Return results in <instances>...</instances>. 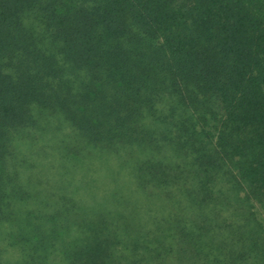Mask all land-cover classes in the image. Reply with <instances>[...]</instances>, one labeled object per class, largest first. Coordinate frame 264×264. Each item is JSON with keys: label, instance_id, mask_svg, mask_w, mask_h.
Segmentation results:
<instances>
[{"label": "trees", "instance_id": "1", "mask_svg": "<svg viewBox=\"0 0 264 264\" xmlns=\"http://www.w3.org/2000/svg\"><path fill=\"white\" fill-rule=\"evenodd\" d=\"M47 116L73 129L66 156L145 152L130 163V195L177 214L165 235L131 237L156 242L153 261L182 263L183 252L193 264H264V228L249 210L264 211V0H0V222L39 198L21 181L14 141ZM163 150L177 159L151 155ZM107 196L117 198L95 213L55 193L33 209L89 229L65 251L72 264H119L106 236L125 227L108 219L128 197Z\"/></svg>", "mask_w": 264, "mask_h": 264}, {"label": "rangeland", "instance_id": "2", "mask_svg": "<svg viewBox=\"0 0 264 264\" xmlns=\"http://www.w3.org/2000/svg\"><path fill=\"white\" fill-rule=\"evenodd\" d=\"M73 137V129L67 122L56 116H47L41 121L39 128H33L27 136L14 141L20 159H23L20 170L21 181L26 189L34 194L39 192L40 195L39 198L34 195L24 201H16L14 204L16 214L0 222V264H72V256L67 255L65 251L71 247L74 249L85 240L84 237L90 234L89 229L73 224L70 228L68 227L69 229L64 230V227L61 228L59 224L57 226L55 221L37 214L33 209L35 206L39 207L38 202L41 197L42 200H46L50 198V194L55 193L71 196L78 205L95 213L104 208L99 203L107 202L109 199L112 202V199L117 198L107 196L108 192L115 188L121 190L128 200L120 201L123 210L121 215H117L118 210H115L113 214L117 216H111L108 219L112 225L118 226L119 230L120 225L125 227V230L120 232L114 230V235L106 236L108 239H115L113 243L110 241V246L107 247L111 255L119 264H161L160 259H158L159 263L157 260L153 261L148 251L156 245L153 239L138 240L137 244L131 238L140 236L139 234L144 231H148L149 237L159 238L162 232L165 235L171 230L175 223L171 214L177 215L175 205L169 202L162 205L157 200L140 203L135 200L138 198L130 195L129 188L133 186L129 177L130 163L138 156L144 158L145 152H138V149L134 147L132 155L125 154L121 149L111 151L94 149L88 153L90 148L85 150L81 159H76L66 156L64 149V144L72 142ZM126 150L129 149L126 148ZM151 155L154 158H163L164 161L167 156L166 159L170 156L172 159H177L165 150L160 154L152 152ZM218 181L219 187L224 189L230 187L229 182L223 179ZM169 188L174 201L177 202L179 199L184 205L185 200L177 187L169 186ZM235 202L234 205H236ZM116 206L112 205L114 209L118 208ZM148 206L150 209L147 208ZM189 210L191 208L185 206L183 212L189 215ZM249 210L253 211L255 222L264 228L262 208L254 204ZM156 224L159 229L155 228ZM29 229H32V232L24 239L23 233ZM39 232L49 233L50 237L39 236ZM121 232H123L122 235H120ZM124 233L126 235H123ZM36 235L45 240L37 248L36 243L40 241ZM55 235L56 238H52ZM132 242L136 244L135 247ZM178 254L182 263L165 260V264H193L185 253L178 252Z\"/></svg>", "mask_w": 264, "mask_h": 264}]
</instances>
